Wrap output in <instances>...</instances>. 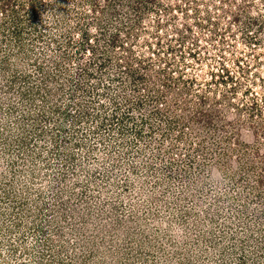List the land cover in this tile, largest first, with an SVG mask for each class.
<instances>
[{
  "label": "rangeland",
  "instance_id": "rangeland-1",
  "mask_svg": "<svg viewBox=\"0 0 264 264\" xmlns=\"http://www.w3.org/2000/svg\"><path fill=\"white\" fill-rule=\"evenodd\" d=\"M0 264H264V0H0Z\"/></svg>",
  "mask_w": 264,
  "mask_h": 264
}]
</instances>
